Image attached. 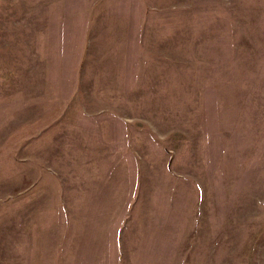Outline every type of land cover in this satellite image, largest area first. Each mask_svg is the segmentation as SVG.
<instances>
[{
	"label": "rangeland",
	"instance_id": "1",
	"mask_svg": "<svg viewBox=\"0 0 264 264\" xmlns=\"http://www.w3.org/2000/svg\"><path fill=\"white\" fill-rule=\"evenodd\" d=\"M0 264H264V0H0Z\"/></svg>",
	"mask_w": 264,
	"mask_h": 264
}]
</instances>
